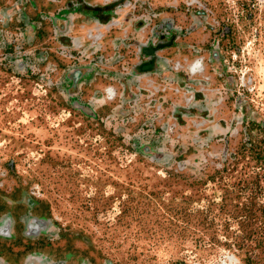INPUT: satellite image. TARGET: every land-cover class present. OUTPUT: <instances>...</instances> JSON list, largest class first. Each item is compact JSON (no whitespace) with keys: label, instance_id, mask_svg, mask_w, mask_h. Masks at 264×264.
Returning a JSON list of instances; mask_svg holds the SVG:
<instances>
[{"label":"rangeland","instance_id":"1","mask_svg":"<svg viewBox=\"0 0 264 264\" xmlns=\"http://www.w3.org/2000/svg\"><path fill=\"white\" fill-rule=\"evenodd\" d=\"M0 264H264V0H0Z\"/></svg>","mask_w":264,"mask_h":264}]
</instances>
